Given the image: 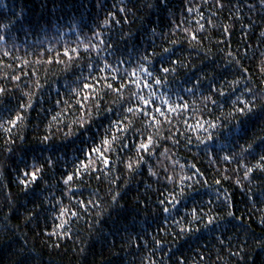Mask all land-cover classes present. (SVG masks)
<instances>
[{
    "label": "trees",
    "instance_id": "trees-1",
    "mask_svg": "<svg viewBox=\"0 0 264 264\" xmlns=\"http://www.w3.org/2000/svg\"><path fill=\"white\" fill-rule=\"evenodd\" d=\"M253 3L254 0H225L220 7L215 0H162L160 3L159 0H0V87L7 89V95L0 97V116L5 117L0 124L11 128V132L0 128V244L7 240L9 246L30 247L33 256L29 255L26 264H72L73 253L87 247L96 235L94 226L100 222L96 212L103 208L102 197L109 202L115 197L127 209L116 210L114 219L105 224L110 233L130 229L133 217L143 222L133 247L144 255V264L160 261L198 264L200 260H207L208 238L203 233L204 225L209 218L214 221L224 215L219 207L223 201L230 202L227 210L235 214L236 224L250 225L260 234L264 228L261 195L264 172L256 169L252 175L247 170L264 162L252 160L250 156L245 159L247 154L242 153V148L253 141L257 148L264 147L259 145L264 131L252 128L250 120H246L244 131L237 132L238 143H224L221 129L233 128L237 120L244 118L228 117L227 113L234 108L227 96L220 97L212 91L218 101L216 105L204 99L210 89L223 90L232 100L249 86L264 91V72L259 63L264 53V37L260 36L264 19L260 16L253 19V14L248 12ZM237 8L244 10L236 13ZM201 25L203 30L199 31ZM153 30L156 35L149 38ZM192 36L197 39L193 41ZM93 45L100 50L97 52ZM86 47L91 49L92 63H98L99 67L110 63L112 67L103 72L93 66L85 67L90 62L86 56L80 57V53ZM164 48L170 51L162 55ZM72 49L77 51L73 53ZM65 51L73 59L79 57V67L73 65L64 71L69 63L67 58L61 59ZM145 52L153 62L144 61V67L153 69L156 78L163 77L160 85L139 68L140 57ZM101 55L103 60L99 58ZM236 61L240 63L237 65ZM162 67L174 71L170 75L162 72L157 75L155 70ZM90 72H97V76L90 77ZM81 73L89 77V82L96 81V91L86 90L73 96L70 89L76 87L74 80ZM104 76L108 77L104 83L121 85L125 101L131 96L128 91L131 88L138 96L155 99V103L149 105L147 116L127 114L137 134L128 132L123 140L127 145L124 149L117 142L110 154V169L99 164L101 171L92 175L82 173L71 185L70 192L62 183L61 173L71 174V161L79 155V150L86 147L97 128L102 131V126L107 127L106 122L96 121L93 127L82 132L74 121L85 115L92 119L91 113L95 110L88 103L87 113L77 111L76 101L82 100L84 94L93 95L97 103L120 111L115 93L104 96L99 80ZM112 76L117 79L112 81ZM120 76L126 77L123 82ZM37 81L42 87H38ZM237 81L242 83L238 86ZM144 82L150 87L144 88ZM23 92L32 95L33 107L26 112L21 108L24 122L12 128L7 116L10 111H16L18 104L27 101ZM250 97L251 93L244 91L243 100L248 101ZM162 98L174 101L177 106L188 104L189 108L180 110L179 115L170 113ZM132 106L141 108L143 102L133 98ZM157 107L164 108V116L156 113ZM153 120L159 123H151ZM210 123L218 127L212 129ZM145 129L158 145L152 148L151 154L136 151L143 139L138 133ZM48 132L52 134L51 144H42L40 140ZM211 133L217 139L209 147H215L219 156L207 154L201 144V139ZM10 147L12 153L7 151ZM164 149H168L166 154H162ZM229 153L232 158L226 162L222 157ZM33 155L41 159L55 155L59 164L49 162L43 172H37L42 179L28 184L25 190L20 184L26 179L24 163H33ZM127 156L133 160L144 157L139 175L127 174L124 167ZM161 161L163 167H159L158 177L151 176L149 168L157 170ZM164 166L175 168L176 185L167 183L166 175L171 174L167 171L165 175ZM183 175L191 179L180 181ZM216 180L221 183L217 184ZM249 180L253 181L251 186L243 183ZM125 181L130 182L125 184ZM149 184L152 189L146 187ZM182 190L184 197L177 199ZM173 199L179 203H168ZM77 201L84 204L78 205ZM252 203L256 204L255 208ZM165 207L169 212L163 211ZM61 208L68 211L61 214L57 210ZM107 214L111 210L101 212L102 216ZM181 228L188 233L187 237ZM193 232L200 239L192 237ZM110 242L117 249L121 246L116 235ZM5 255V248L0 246V258ZM108 260L107 246L91 243L84 264H95V261L106 264ZM107 264H121V261L112 257Z\"/></svg>",
    "mask_w": 264,
    "mask_h": 264
},
{
    "label": "snow or ice",
    "instance_id": "snow-or-ice-1",
    "mask_svg": "<svg viewBox=\"0 0 264 264\" xmlns=\"http://www.w3.org/2000/svg\"><path fill=\"white\" fill-rule=\"evenodd\" d=\"M215 3L219 4L220 7L224 6L225 0H215ZM191 10V9H189ZM105 24H107V20L105 21ZM199 31L203 30V25H201ZM155 31V30H153ZM224 31H227V28L224 29ZM262 37V36H261ZM193 41L197 39L196 36H192L191 38ZM103 43V41H101ZM93 49H95L97 52L100 50L96 48L95 45L92 46ZM76 49H72L71 52H76ZM90 48H85L83 52L80 53V57H87L89 60V64L85 65V67H96L98 69V72H103L105 69H108L112 67L110 63H105L103 67H99L98 63H92L91 62V55H90ZM170 51L168 48L163 49V54H166ZM155 55V53H153ZM231 55V53L229 54ZM261 57H264V53H261ZM67 58V61L69 62L67 66L65 67L64 71H68L70 67L75 65L76 67H79V57L76 59H73V56L69 51H65L62 54L61 59ZM140 63L139 68L140 70L149 78H151L156 85H160L162 82L163 77L156 78V76L153 75V69L149 67H144L143 62L147 61L149 64H151L153 61L149 58L147 53L141 55L140 57ZM54 61H47V63L52 64ZM56 63H59V61H55ZM179 63V61H177ZM260 63V70L261 72H264V59L259 60ZM157 75L159 73L164 74H171L173 69H170L169 67H162L160 69L155 70ZM90 77H96L97 72H90ZM132 76L135 77V73H132ZM125 76H120L121 82L125 79ZM117 79L116 76H112L111 80L115 81ZM100 83L103 85L102 91L104 92V96H110L111 94L115 93V101L119 102L118 107L120 108L119 112H116L112 107H104L102 104L97 103V97L93 95L84 94L82 96V100H77L76 105H78L77 111L84 110L86 113L88 112L87 105L88 103H91L93 109L95 110L92 115V119H88L87 115L84 117L79 118L77 121H74V123H77L79 128L82 129V132H86L87 129L93 127L96 124V121H101L103 124L106 122L107 127H101L103 128L102 131H100V128H97L96 134L88 139V143L86 144V147H82L79 150V155H76L75 158L71 161L72 164V172L71 174L68 173V171H64L61 173V176L63 177L62 183L65 186L67 191L72 192L71 185L76 183L77 180L81 177V174L85 175H92L93 173L97 171H101L99 168V164H103L105 167L109 168L111 167V161H110V154L115 150V145L119 141L120 148L124 149L127 147L123 143V140L125 137H127V134L129 131H133V134H137L134 130L133 121L129 119V116L127 114H131L133 117L137 116L139 114L140 117H144L148 115L149 112V105H152L155 103V99L149 100L146 99L143 96H138L137 93L132 92L131 88H128L127 85L124 87L128 88V91L131 93V96L127 101L124 100L123 95H121V85L120 84H113L111 82L104 83L108 80V77H100L99 78ZM140 81H137L139 83ZM38 87H42L39 85V82H36ZM74 83L76 85L75 88H71L70 92L73 94V96L81 95L82 93H86V90H92L93 92L96 91V81L93 80L92 82H89V77L83 76V73L78 75ZM150 87L149 83L144 82V88ZM79 89V91H77ZM212 91H216V93L220 97H228V102L231 103L232 107L234 108V111H229L227 113L228 117H236L239 115L240 117L244 118L243 120H237V124L233 128L229 129H221L223 133V141L224 143H227L229 145L238 143L240 137L237 135V132H243L245 128V121L250 120L251 127L252 128H259L261 131H264V104H261L259 101H253V103H248V101L245 100H232L228 94H226L223 90L220 89H210L209 94L204 97L205 101L210 102L211 104H218V101L213 97L211 94ZM7 95V89L4 87H0V97H3ZM23 96L27 97L26 102H21L17 105L16 111H10L9 115L7 116V122L12 126V128H18L21 124H23L25 117L20 114V109L23 108V110L26 112L29 108L33 107V99L32 95L28 92H23ZM98 95V94H97ZM154 95V94H150ZM133 98H137L143 102V107L141 108H134L132 106ZM163 99V98H162ZM59 103V101H58ZM65 104L68 103V101H64ZM163 104L167 106V111L170 113H176L177 115L180 114V110L188 109V104L183 105H175L174 101H170L168 99H163ZM237 104L240 106L237 107ZM254 105H257V107L254 110ZM207 106V105H205ZM156 113H159L161 116L165 115L164 108L157 107L155 109ZM103 114V115H101ZM14 117V119H13ZM5 119V117L0 116V120ZM55 119V117H54ZM124 121H128L127 124L124 123ZM143 123V120L140 121ZM169 124H171V121H167ZM151 123H159L157 120H153ZM209 127L212 129H216L218 125L216 124H209ZM0 128H4L5 132H11V128L4 127L3 124H0ZM139 136H142L143 139L139 143V148L136 149L138 152H142L144 154H151L153 147H158V145L155 144L154 138L152 134L147 133L146 129L139 131ZM51 132H48L45 134L40 142L42 144L50 145L51 144ZM65 135H69V133H65ZM23 139V137H21ZM163 139V137H161ZM198 139H201L198 137ZM217 137L214 133H211L207 136L206 139H201V144L204 145V150L207 154L212 156H219V153L217 152L215 147H209L210 144L215 143ZM12 143H15L13 140ZM173 143H178V141H173ZM259 145H264V137H261ZM9 153L13 152V149L10 147L7 149ZM222 152L223 149H220ZM168 152V149H164V153L166 154ZM256 153V155H252V153ZM243 154H247L245 156V159H247L249 156L252 160H258L259 162H264V147H258L256 146V142L252 143L251 147L243 148L242 150ZM170 158L166 156V159ZM223 160L226 162H229L232 158L231 153L228 155H224ZM33 163L29 164L27 161L24 163L25 171L23 172V175L26 179L21 180L20 184L25 186V190H27L28 184H36L39 180L42 179V177L37 176V172H43L45 168L49 166V162H51L53 165L59 164V159L55 157V155H48L45 156L43 159L33 155L31 157ZM143 156L137 157L136 160H133L132 156H127L126 160L124 161V167L128 172L134 173L136 169H139L141 167V164L143 163ZM41 164H43L44 167H41ZM161 164H163V161H161ZM95 166V167H94ZM195 167V165H193ZM183 168V166H181ZM256 169H258L260 172H264V163H257L254 168H249L247 170V173L254 175ZM168 168L164 166V173L167 174ZM149 174L153 177H158L154 171H151L149 169ZM30 177V179H28ZM190 176L183 175L179 177L180 181H186L190 179ZM228 177H225L227 179ZM167 181H172L174 185H176L177 180L173 176H167ZM217 184H220V180H216ZM236 183H240V181H236ZM183 192V190L181 191ZM73 195L75 193L73 192ZM163 203V202H161ZM168 203L170 204H176L179 203L178 200H169ZM78 205H83V201H77ZM112 204H117V199L113 197ZM58 211L63 214L64 212L68 211L67 209H57ZM164 212H169V208L165 207L163 209ZM73 216L76 215V213H72ZM193 217H195L196 213H192ZM233 212H229L230 217H234ZM59 219V217H57ZM213 219L209 218L207 221V225H212ZM63 227V225H61ZM181 232L184 231L183 228L180 229ZM191 232V229L188 230ZM183 264V262H181Z\"/></svg>",
    "mask_w": 264,
    "mask_h": 264
},
{
    "label": "clouds",
    "instance_id": "clouds-1",
    "mask_svg": "<svg viewBox=\"0 0 264 264\" xmlns=\"http://www.w3.org/2000/svg\"><path fill=\"white\" fill-rule=\"evenodd\" d=\"M160 2H162V0H159V3ZM243 10V8H237L235 11L236 13H239ZM248 12L253 14V19H255L257 16H260L262 19H264V0H254V3L248 8ZM261 27L264 28V24H261ZM148 35L150 38L151 36L156 35V33L153 31ZM260 36L264 37V31L260 32ZM0 39H2V37H0ZM90 42L91 41H89V43ZM100 47L103 48V44H101ZM99 58L101 60L104 59L102 55ZM261 59H264V57ZM239 63V61H236L237 65ZM236 83L239 86L242 81H237ZM244 91L251 93L248 103L259 101L261 104H264V91H257L255 87L251 86L246 88ZM244 91L236 96V101L243 100ZM256 107L257 105H254V110ZM251 146L252 143L248 144V147ZM53 151H57V149H53ZM159 167H163V164H160L157 170H153L151 167L149 169L154 171L158 176ZM168 172L171 174L170 176H175L174 167L168 169ZM134 173L139 175L140 170L136 169ZM127 174L131 177L133 173L128 172ZM129 182L130 181H125V184H128ZM167 183L174 185L172 181H167ZM193 183H195L194 180ZM243 183L251 186L253 181L249 180L244 181ZM146 187L148 189H152L151 184L146 185ZM95 195L96 194L93 193V196ZM245 195H249V193L245 192ZM261 195L262 199H264V193ZM183 197L184 192L178 193L177 199H181ZM101 199L103 208L97 209L96 212V215L100 217V222H98L97 226H94V232L96 235L93 237L92 241L88 243L87 247H81L79 251L73 253L74 259L72 264H84L85 257L89 254L91 243H99L101 245L107 246L109 260L112 257H117L121 261V264H144V255L141 252L135 250L133 247L136 236L140 235L138 229L141 228L143 222L138 221L135 217H133L131 219L130 229L124 228L119 234L110 233L105 227V224L114 219L113 213L116 210L127 209L120 205L119 200H117V204L113 205L112 202H109L107 198L102 197ZM111 199H113V197ZM194 200L195 198L193 197V201ZM229 204V201H223L219 207L223 209L224 215L214 220L212 226L207 224L204 225L206 231L203 233L208 238V246L205 249L208 259L200 260L198 264H264V228H261L260 234H257L250 225L245 226L243 224H236L235 218L229 216L230 211L227 210ZM251 206L255 208L256 204L252 203ZM109 210H111V214L103 216L101 215V212L108 213ZM195 219L196 217H193V220ZM262 220H264V215H262ZM182 234L186 237L188 236L187 232H182ZM114 235H116L118 240L121 241V246L119 249H117L116 246L110 242ZM221 236L224 238L222 239ZM192 237L200 239V237L196 236L195 232H193ZM9 239H11V237H9ZM0 246H3L6 252V255L0 258V264H26L27 258L30 254L32 255V250L30 247L22 248L17 245L9 246L7 240L0 244ZM199 246L200 245H198L197 248ZM145 248H147V245H145ZM153 251H161V249H153ZM55 255L59 254L56 253ZM158 264H167V262L160 261Z\"/></svg>",
    "mask_w": 264,
    "mask_h": 264
}]
</instances>
